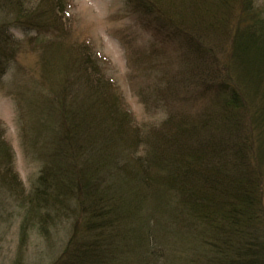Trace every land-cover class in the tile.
<instances>
[{
	"label": "trees",
	"instance_id": "trees-1",
	"mask_svg": "<svg viewBox=\"0 0 264 264\" xmlns=\"http://www.w3.org/2000/svg\"><path fill=\"white\" fill-rule=\"evenodd\" d=\"M124 1L179 52L183 76L156 87L158 100L166 92L180 101L179 91L192 88L191 111L135 125L85 48L59 38L67 0H0V81L23 48L11 27L34 30L24 42L32 46L51 35L40 43L39 81L18 80L23 130L42 161L20 199V231L31 226L45 237L55 218L71 219L50 264H154L157 244L177 250L172 264H264V17L251 0ZM223 38L227 66L217 54ZM137 55L157 69L153 53ZM0 145L10 178L4 173L2 183L22 193Z\"/></svg>",
	"mask_w": 264,
	"mask_h": 264
},
{
	"label": "rangeland",
	"instance_id": "rangeland-1",
	"mask_svg": "<svg viewBox=\"0 0 264 264\" xmlns=\"http://www.w3.org/2000/svg\"><path fill=\"white\" fill-rule=\"evenodd\" d=\"M32 1L36 3L41 0ZM251 1L254 9L259 10L261 16L264 17V0ZM66 4L64 10L57 16L56 27L59 38L85 48L91 61L96 62L101 68L103 78L107 81L105 83L112 94L114 96L118 94L121 97L122 104L132 114L135 125H155L173 111H191L193 106L189 105V101L191 102L192 94L190 95L189 90L192 88L183 90L184 92L179 91L183 94L180 95V101L173 102L174 98H169L166 92L163 96L167 98L158 100L156 87H161L163 82V88H165L166 81L171 80L167 77L174 75L175 80L176 78L179 80L183 76L179 52L160 38L153 37L149 30L145 29V20L137 12L132 11L124 0H67ZM233 21L234 17L231 21L232 26L236 22L232 23ZM10 30L13 36L18 37L23 43V48L17 57V62L0 81V140L4 141L9 151L8 157L25 191L18 192L12 183L3 185L2 180L6 178L8 181L10 178L1 164L0 264H14L15 261H18V264H50L56 256L61 254L73 225L71 226V219L66 220L60 217L54 219L45 237L38 234L31 226L25 227L24 232L20 231L24 215V209L20 207V199L22 194L30 190L33 179L40 172L42 161L38 154L39 151L35 152L36 150L30 149L27 131L23 130L26 128V120L20 116L22 104L18 93L19 86L22 84H18V80L21 79L23 86H29L33 79L39 81L40 43L47 41L51 35L38 34L37 42L35 46H32L24 42L35 34L34 30L24 32L16 27H11ZM232 31L233 29L230 32ZM219 47L217 54L221 62L227 66L228 61L224 59L229 48L228 39L220 41ZM141 50L153 53L152 64L156 63L157 69L148 68L151 67L148 64L139 65L136 58ZM227 77L232 82L230 76ZM144 90L149 99L148 110L140 101L139 93ZM0 156L1 159L4 158L1 152ZM262 174L264 175V165ZM80 224L81 217H77L74 224L75 229L78 230L81 227ZM159 225L164 226L167 231L172 229L170 224L163 223V221L159 222ZM174 230L185 231L183 227L175 225ZM189 232L192 233V231ZM167 237L168 241L172 240V236ZM167 249L166 247L163 249L158 244L154 246V264L173 263L179 253L176 249ZM111 263V260L108 261V264ZM121 263L124 264V262Z\"/></svg>",
	"mask_w": 264,
	"mask_h": 264
}]
</instances>
